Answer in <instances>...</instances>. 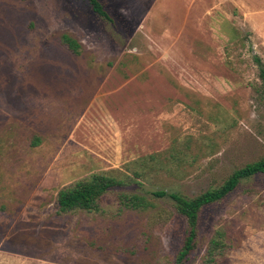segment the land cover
I'll use <instances>...</instances> for the list:
<instances>
[{"label":"rangeland","instance_id":"374dc122","mask_svg":"<svg viewBox=\"0 0 264 264\" xmlns=\"http://www.w3.org/2000/svg\"><path fill=\"white\" fill-rule=\"evenodd\" d=\"M99 1L112 23L88 0H0V264H176L188 226L171 200L58 215L59 192L176 142L191 146L182 171L120 189L194 198L264 159V0ZM219 229V264H264V176L204 208L185 264Z\"/></svg>","mask_w":264,"mask_h":264},{"label":"trees","instance_id":"16d2710c","mask_svg":"<svg viewBox=\"0 0 264 264\" xmlns=\"http://www.w3.org/2000/svg\"><path fill=\"white\" fill-rule=\"evenodd\" d=\"M88 1L98 16L108 22H113V18L99 0ZM59 43L74 56H80L83 53V46L69 34L59 35ZM253 59L258 67L259 78L264 89V62L257 55H254ZM38 142L39 140L36 143ZM190 149L189 141L176 142L165 153L144 158L140 169L132 173L96 174L88 179L80 180L59 192L57 214L100 213L105 209L104 204H107L108 198L110 200L111 197L114 198L119 213L124 211L153 212L158 208L155 201L167 198L172 201L177 214L184 217L187 222L186 237L176 259V264H185L187 258L198 249L201 214L204 208L222 202L239 187L242 181L258 175L264 176V159H261L233 172L220 187L209 189L194 198L166 190H157L151 192V195H145L137 191L120 189L133 183L142 185L143 182L150 181L153 174L175 175V172L182 171L181 169L191 158L188 154ZM162 156L164 159L161 161L159 158ZM231 249L232 243L228 233L223 229L217 230L207 245L202 264H219Z\"/></svg>","mask_w":264,"mask_h":264}]
</instances>
